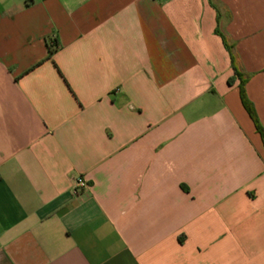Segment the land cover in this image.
Listing matches in <instances>:
<instances>
[{
	"label": "crops",
	"instance_id": "0c3cea01",
	"mask_svg": "<svg viewBox=\"0 0 264 264\" xmlns=\"http://www.w3.org/2000/svg\"><path fill=\"white\" fill-rule=\"evenodd\" d=\"M221 33L264 128V0H0V264H264Z\"/></svg>",
	"mask_w": 264,
	"mask_h": 264
},
{
	"label": "trees",
	"instance_id": "16d2710c",
	"mask_svg": "<svg viewBox=\"0 0 264 264\" xmlns=\"http://www.w3.org/2000/svg\"><path fill=\"white\" fill-rule=\"evenodd\" d=\"M221 35L224 39L227 49L230 52L233 68L235 70V77L239 78V89H240V96L242 103L245 109L248 111L251 118L253 119L256 129L261 134L262 139L264 141V128L259 120L255 105L248 97L246 92V83L248 82L250 75L242 71V68L240 66L239 56L234 50V44L230 43L228 37L225 34L221 33ZM233 81H234V77H232L229 80L230 83H232Z\"/></svg>",
	"mask_w": 264,
	"mask_h": 264
},
{
	"label": "built area",
	"instance_id": "2783aa9c",
	"mask_svg": "<svg viewBox=\"0 0 264 264\" xmlns=\"http://www.w3.org/2000/svg\"><path fill=\"white\" fill-rule=\"evenodd\" d=\"M77 187H85L87 185V181L84 178H78L76 180Z\"/></svg>",
	"mask_w": 264,
	"mask_h": 264
}]
</instances>
